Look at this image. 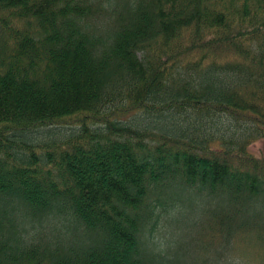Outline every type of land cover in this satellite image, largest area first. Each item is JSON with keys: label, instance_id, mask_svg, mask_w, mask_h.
<instances>
[{"label": "trees", "instance_id": "1", "mask_svg": "<svg viewBox=\"0 0 264 264\" xmlns=\"http://www.w3.org/2000/svg\"><path fill=\"white\" fill-rule=\"evenodd\" d=\"M258 139L264 0H0V264H239Z\"/></svg>", "mask_w": 264, "mask_h": 264}, {"label": "rangeland", "instance_id": "2", "mask_svg": "<svg viewBox=\"0 0 264 264\" xmlns=\"http://www.w3.org/2000/svg\"><path fill=\"white\" fill-rule=\"evenodd\" d=\"M65 128V127H63ZM39 137H42L43 135L41 133L38 134ZM249 149L257 156H264V139H258L255 142H253ZM191 215H180L179 218L172 223L170 226L177 229L180 233L185 232L186 222L187 219L190 218ZM196 217H193L191 219H195ZM184 235H187V232L184 233ZM183 234L182 237H185ZM203 240V239H201ZM200 244V241L198 242ZM236 250L239 251L241 257L238 261L239 264H264V251L261 248L254 249L250 246H241L239 249H233L231 253L229 252L230 256L233 255ZM199 253V252H197ZM255 253V254H254ZM200 254V253H199Z\"/></svg>", "mask_w": 264, "mask_h": 264}]
</instances>
